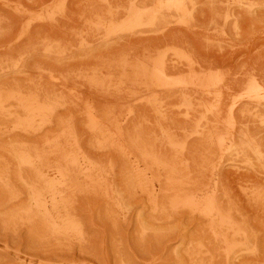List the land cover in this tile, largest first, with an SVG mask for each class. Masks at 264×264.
I'll list each match as a JSON object with an SVG mask.
<instances>
[{
	"label": "rangeland",
	"instance_id": "rangeland-1",
	"mask_svg": "<svg viewBox=\"0 0 264 264\" xmlns=\"http://www.w3.org/2000/svg\"><path fill=\"white\" fill-rule=\"evenodd\" d=\"M251 83L264 0H0V264H263Z\"/></svg>",
	"mask_w": 264,
	"mask_h": 264
},
{
	"label": "bare ground",
	"instance_id": "bare-ground-1",
	"mask_svg": "<svg viewBox=\"0 0 264 264\" xmlns=\"http://www.w3.org/2000/svg\"><path fill=\"white\" fill-rule=\"evenodd\" d=\"M136 1H137V0H136ZM191 2H192V1H191ZM194 3H195V2H194ZM179 6H180V5H179ZM147 9H148V8H147ZM192 9H194V8H192ZM139 10H140V9H139ZM139 10H138V11H139ZM150 10H151V9H150ZM150 10H149V11H150ZM152 10H153V9H152ZM187 10H188V7H187ZM144 11H146V10L144 9ZM153 11H154V10H153ZM192 11H193V10H192ZM135 12H136V11H135ZM135 12H134V13H135ZM141 12H142V11H141ZM150 12H152V11H150ZM189 12H190V11H189ZM129 13H130V12H129ZM142 13H144V12H142ZM146 13H147V12H146ZM153 14H154V13H153ZM191 14H192V13H191ZM191 14H190V16H191ZM134 15H135V14H134ZM136 15H137V14H136ZM142 15H143V14H142ZM145 15H146V14H145ZM149 15H150V14H149ZM140 16H141V15H140ZM140 16H139V17H140ZM134 17H135V16H134ZM141 17H142V16H141ZM155 17H157V16H155ZM132 18H133V17H132ZM182 18H184V17H182ZM140 19H143V17L140 18ZM140 19H139V20H140ZM155 19H156V18H155ZM178 19H181V18L178 17ZM192 19H193V15H192ZM131 20H132V19H131ZM182 20H183V19H182ZM186 20H188V19H186ZM103 21H104V20H103ZM135 21H137V20H135ZM144 21H145V20H144ZM154 21H156V20H154ZM179 21H180V22H179ZM179 21H178V23L181 24V20H179ZM183 21H184V20H183ZM125 22H126V21H125ZM138 22H139V21H138ZM186 22H187V21H186ZM186 22H185V23H186ZM141 23H143V22L141 21ZM141 23H140V24H141ZM144 23H145V22H144ZM133 24H134V22L132 23V25H133ZM140 24H139V25H140ZM184 25H185V24H184ZM188 25H189V24H188ZM129 26H131V25H129ZM133 26H134V25H133ZM141 26H142V25H141ZM131 27H132V26H131ZM135 27H136V26H135ZM127 28H128V27H127ZM132 29H134V27H133ZM116 30H117V29H116ZM109 34H110V33H109ZM52 51H53V50H52ZM57 55H58V54H57ZM185 57H186V56H185ZM185 57H183V59H184ZM188 57H190V56H188ZM188 57H186V58L188 59ZM187 61H188V60H187ZM190 61H191V60H190ZM193 62H194V61H193ZM193 62H192V63H193ZM190 63H191V62H189V66H190V68H191V67L193 68V66H191ZM195 64H196V63L194 62L193 65H195ZM195 67H196V66H195ZM187 68H188V66H187ZM194 69H195V68H193V71H194ZM190 70H191V69H190ZM174 71H175V69H174ZM156 72H157V71H156ZM157 73H158V75L160 76V78L165 79L167 86L171 84V81H172V82L174 81V79L172 80L171 78H170L171 81H169L170 79L167 80V79H168V76L165 74V72H164L163 70H159ZM190 73H191V72H190ZM192 73H193L192 75L194 76V75H195L194 72H192ZM198 74H199V73H198ZM200 74H203V73H200ZM174 76H175V75H174ZM198 76H199V75H198ZM198 76H197V74L195 75V77H198ZM45 77H46V76H45ZM171 77H172V76H171ZM175 77H176V76H175ZM181 77H182V76H181ZM200 77H201V76H200ZM202 77H203V75H202ZM204 77H205V76H204ZM204 77H203V80L205 79ZM177 78H178V77H177ZM216 78L218 79V75L216 76ZM222 78H223V77H222ZM255 78H256V77H255ZM198 79H199V78H198ZM210 79H211V77H210ZM252 79H253V78H251V80H252ZM257 79H258V78H257ZM158 80H159V78H158ZM176 80H178L179 82H177ZM182 80H183V79H182ZM182 80L180 81L179 78H178V79H175V81H176V82H175V83H176V86H177L178 84H180V86L182 87V86L185 85V83L187 84V81H186V75H185V82H183ZM193 80H194V78H193ZM203 80H202V78H201V82H203ZM205 80H206V79H205ZM205 80H204V81H205ZM218 80H219L218 83L222 81V80H220V78H219ZM251 80H250V81H251ZM190 81H192V80H191L190 77H189L188 84H189ZM198 81H199V80H197V82H198ZM224 81H225V78H224ZM60 82L62 83V81H60ZM66 82H67V81H66ZM157 82H158V81H157ZM207 82H208V81L206 80V83H207ZM216 82H217V81H216ZM257 82H258V81H257ZM41 83H42V82H41ZM41 83H40V84H41ZM158 83H159V82H158ZM221 83H222V82H221ZM223 83H225V82H223ZM223 83H222V84H223ZM188 84H187V86H188ZM192 84H193V86L195 85L194 83L191 82V85H192ZM213 84L215 85V83H213ZM248 84H249V83H248ZM161 85H162V84H161ZM201 85H202V84H201ZM217 85L220 87L219 84H217ZM217 85H216V87H217ZM251 85H252V83H251ZM256 85H258V83H257ZM173 86H174V82H173ZM176 86H175V87H176ZM193 86H191V87H193ZM224 86H225V85H223V87H224ZM252 86H253V85H252ZM22 87H23V86H22ZM165 87H166V86H165ZM206 87H207V86H206ZM216 87H215V88H216ZM219 87H217V88H219ZM256 87H257V86H253V87H251L250 89H249V87H248V90H249V91H248V90H245V92H247V91H248V92L253 91L254 93H257V98H256L254 101H255V104L260 105L262 102H264V96H261V95L258 93V92H259V89L257 90V88H258L259 86H258L257 88H256ZM162 88H163V87H162ZM162 88H161V90H162ZM170 88H171V87H169V89H170ZM177 88H178V87H177ZM194 88H196V87L194 86ZM217 88H216V89H217ZM261 88H263V86H261L260 89H261ZM165 89H166V88H165ZM167 89H168V88H167ZM172 89H173V88H172ZM220 89H221V88H220ZM223 89H224V88H223ZM251 89H252V90H251ZM21 90H22V89H21ZM148 90H150V89H148ZM148 90H147V91H148ZM183 90H184V89H183ZM261 90H262V89H261ZM261 90H260V92H261ZM263 90H264V88H263ZM39 91H40V89H39ZM39 91H38V92H39ZM167 91H168V90H167ZM175 91H176V90H175ZM181 91H182V90H181ZM181 91H180V92H181ZM189 91H190V90H189ZM222 91H223V90H222ZM176 92H177V91H176ZM187 92H188V91H187ZM193 92H194V91H193ZM137 93H138V91H137ZM139 93H140V92H139ZM148 93H150V92H148ZM156 93H157V92H156ZM158 93H159V92H158ZM21 94H22V93H21ZM151 94H152V92H151ZM159 94H160V93H159ZM22 95H23V94H22ZM136 95H137V94H136ZM139 95H140V94H139ZM143 95H144V93H143ZM154 95H156V94H154ZM175 95H176V94H175ZM196 95H197V97L199 96L197 93H196ZM213 95L215 96L216 94H213ZM26 96H27V95H26ZM26 96H25V98L27 99ZM159 96H160V95H158V97H159ZM185 96H186V95H185ZM216 96H217V95H216ZM216 96H215V97H216ZM219 96H220V95H219ZM221 96H222V95H221ZM135 97H136V96H135ZM148 97H150V96H148ZM148 97L146 98V99H147V103H148ZM137 98H138V97H137ZM137 98H136V99H137ZM143 98H145V97H143ZM143 98H142V99H143ZM150 98H153V97H150ZM177 98H178V97H177ZM138 99H139V98H138ZM140 99H141V98H140ZM158 99H159V98H158ZM175 99H176V98H175ZM185 99H186V97H185ZM187 99H188V98H187ZM196 99H197V98H196ZM9 100H10V99H9ZM39 100H40V98H39ZM79 100H80V99H79ZM153 100H154V99H153ZM12 101H13V99H12ZM28 101H29V100H28ZM81 101H82V100H81ZM81 101H79V102H81ZM136 101H137V100H136ZM141 101H142V100H141ZM185 101H186V100H185ZM188 101H189V100H187V102H188ZM201 101H203V99H202ZM220 101H221V100H220ZM1 102H2V101H1ZM142 102H143V101H142ZM180 102H181V101H180ZM252 102H253V101H252ZM8 103H10V102H8ZM29 103H30V102H29ZM39 103H41V102H39ZM76 103H78V102H76ZM81 103H82V102H81ZM147 103H146V104H147ZM192 103H193V100H192ZM192 103H191V104H192ZM142 104H143V103H142ZM150 104H152V103H150ZM202 104H203V103H202ZM4 105H5V103H4ZM34 105H35V104H34ZM74 105H75V104H74ZM147 105H148V104H147ZM156 105H157V104H156ZM205 105H206V104H205ZM235 105H236V104H235V102H234V103L232 104V106H231V109L229 110V114H230V115H233V113H234V109H235V107H236ZM209 106H210V105H209ZM211 106H212V105H211ZM246 106H247V105H246ZM4 107H5V106H4ZM22 107H23V106H22ZM40 107H42V106H40ZM205 107H206V106H205ZM190 108H191V107H190ZM192 108H195L194 105H193ZM28 109H29V108H28ZM218 109H219V108H217V109L215 110V108H214L215 113H216V111H217ZM257 109H258V108H257ZM23 110H24V108H23ZM39 110H40V109H39ZM187 110H188V113H189V108H187ZM190 110H191V109H190ZM193 110H194V109H193ZM214 110H213V111H214ZM10 111H11V110H10ZM20 111H21V110H20ZM35 111H36V110H35ZM37 111H38V110H37ZM88 111H89V110H88ZM88 111H87V112H88ZM129 112H130V111H129ZM131 112H132V111H131ZM208 112H210V111H208ZM220 112H222V111H220ZM250 112H251V110H250ZM85 113H86V111H85ZM222 113H223V112H222ZM251 113H253V112H251ZM46 114H47V113H46ZM49 114H50V113H49ZM49 114H48V115H49ZM87 114H88V113H87ZM98 114H99V113H98ZM129 114H131V113H129ZM213 114H214V112H213ZM213 114H212V116H213ZM217 114H219V113L217 112ZM220 114H221V113H220ZM223 114H224V113H223ZM50 115H51V114H50ZM190 115H191V114H190ZM130 116H131V115H130ZM217 116H218V115H217ZM217 116H216V117H217ZM0 117H1V116H0ZM50 117H51V116H50ZM53 117H54V115H53ZM53 117L50 119V121L53 119ZM82 117H83V115H82ZM84 117H86L85 114H84ZM135 117H136V116H135ZM216 117H215V118H216ZM219 117H220V115H219ZM232 117H233V116H232ZM14 118H15V117H14ZM127 118L129 119V117H127ZM127 118H126V122H127ZM192 118H193V116H192ZM220 118H221V117H220ZM61 119H62V118H61ZM263 119H264V118H263ZM263 119H262V121H263ZM94 120L97 121V118L94 119ZM196 120H197V118H196ZM207 120H208V119H207ZM223 120H224V119H223ZM2 121H3V120H2ZM72 121H73V120H72ZM98 121H99V120H98ZM143 121H144V120H143ZM145 121H146V119H145ZM227 121H228V120H227ZM108 122H110V121H108ZM206 122H207V121H206ZM218 122H219V121H218V119H217V123H216V124H218ZM98 123H99V122H98ZM113 123H114V122H112V125H114ZM140 123H141V122H140ZM145 123H146V122H145ZM210 123H211V122L209 121V124H210ZM229 123H230V122H229ZM229 123H228V124H229ZM48 124H49V122H48ZM207 124H208V122H207ZM209 124H208V126H209ZM213 124H214V122H213ZM216 124H215V125H216ZM135 125H136V124H135ZM219 125H220V124H218V127H219ZM230 125H231V124H230ZM230 125H229V126H230ZM238 125H240V124H238ZM100 126H101V125H100ZM116 126H117V125H116ZM145 126H146V124H145ZM208 126H207V128H208ZM235 126H236V125H235ZM241 126L243 127L242 123H241ZM6 127H7V125H6ZM103 127H105V125H104ZM139 127H140V125H139ZM135 128H136V126H135ZM140 128H141V127H140ZM228 128H229V127H228ZM233 128H234V127H233ZM109 129H111V128H108V130H109ZM136 129H138V127H137ZM143 129H144V128H143ZM165 130H166V129H165ZM198 130H199V129H198ZM204 130H206V129L204 128ZM118 131H120V130H118ZM140 131H141V130H140ZM108 132H109V131H108ZM128 132H129V130H128ZM203 132H204V131H203ZM205 132H206V131H205ZM205 132H204V133H205ZM110 133H112V132H110ZM121 133H122V132H121ZM123 133H124V131H123ZM137 133H138V132H137ZM225 133H226V132H225ZM235 133H236V132H235ZM116 134H117V133H116ZM119 134H120V132H119ZM129 134H130V133H129ZM140 134H141V133H139V135H140ZM167 135H168V134H167ZM119 137H120V136H119ZM119 137H118V138H119ZM215 137H216V136H215ZM120 138H121V137H120ZM121 139H123V138H121ZM157 139H158V138H157ZM219 139H220V138H219ZM217 140H218V138H217ZM220 140H221V139H220ZM141 141H142V140H141ZM145 141H146V140H145ZM243 141H244V140H243ZM150 142H151V139H150ZM157 142H158V141H157ZM127 143H128V142H127ZM146 143H147V142H146ZM218 143H219V142H218ZM218 143H217V145H218ZM251 143H252V142H251ZM123 144H125V143L123 142ZM144 144H145V143H144ZM221 145H222V143L220 144V146H221ZM114 146H115V145H114ZM116 146H118V145H116ZM124 146H125V145H124ZM73 147H74V146H73ZM112 147H113V146H112ZM119 147H120V145H119ZM149 147H150V145H149ZM237 147H238V144H237ZM244 147H245V144H244ZM115 148H116V147H113V149H115ZM116 149H117V148H116ZM219 149H220V148H219ZM117 150H118V149H117ZM141 150H142V148H141ZM174 150H175V149H174ZM121 151H122V150H121V148H120V152H121ZM220 151H221V150H220ZM229 151H230V150H229ZM229 151H228V152H229ZM258 151H259V150H257V152H258ZM243 152H244V151H243ZM181 155H182V153H181ZM260 155H261V154H260ZM208 156H209V154H208ZM262 156H263V155H262ZM262 156H261V158H262ZM183 157H184V156H183ZM180 159H181V157H180ZM183 160H184V159H183ZM209 160H210V159H209ZM68 164H69V163H68ZM70 164H71V163H70ZM247 164L249 165V163H247ZM73 165H74V164H73ZM166 165H167V164H166ZM188 165H189V164H188ZM28 166H29V164H28ZM67 166H68V165H67ZM183 166H184V164H183ZM68 167H69V166H68ZM151 173H152V172H151ZM60 174H61V173H60ZM29 177H30V176H29ZM86 177H87V176H86ZM87 178H88V177H87ZM87 178H86V179H87ZM63 179H65V178H63ZM168 179H169V178H168ZM30 180H31V179H30ZM167 182H168V180H167ZM182 182H183V180H182ZM168 183H170V182H168ZM190 183H191V182H190ZM170 185H171V184H170ZM196 185H197V183H196ZM171 186H172V185H171ZM215 186H216V185H215ZM168 187H169V186H168ZM200 189H201V188H200ZM255 189H258V188L256 187ZM248 190H249V189H248ZM172 191H173V189H172ZM245 191H246V190H245ZM200 192H201V191H200ZM246 192H247V191H246ZM248 192H249V191H248ZM171 193H172V192H171ZM218 193H219V192H218ZM256 193H257V191L255 192V194H256ZM167 194H168V193H167ZM247 194H248V193H247ZM255 194H254V196H255ZM179 197H180V195H179ZM175 198H176V197H175ZM177 198H178V197H177ZM250 198H251V197H250ZM178 199H179V198H178ZM208 199H209V198H208ZM251 199H252V198H251ZM251 199H250V200H251ZM172 200H173V198H172ZM179 200H180V199H179ZM260 200H261V199H260ZM173 201H177V200H173ZM172 203H174V202H172ZM177 203H178V202H177ZM256 203H257V202H256ZM260 203H261V202H260ZM181 204H183V202H181ZM257 204H258V203H257ZM173 205L175 206V204H173ZM178 205H180V203H179ZM185 205H186V209H188V208H187V204H185ZM190 207H191V206H190ZM196 207H197V205H196ZM256 207H257V205H256ZM257 208H258V207H257ZM178 209H179V207H178ZM182 209H183V208H182ZM182 209H181V210H182ZM260 209H261V208H260ZM205 210H206V209H205ZM187 212H188V210H187ZM263 213H264V212H263ZM263 213H262V214H263ZM27 214H28V212H27ZM204 214H205V213H204ZM204 214H203V217H204ZM220 214H221V213H220ZM263 215H264V214H263ZM205 216H206V215H205ZM201 217H202V216H201ZM263 217H264V216H263ZM230 221H231V219H230ZM211 223H212V222H211ZM219 224H220V223H218V225H219ZM241 224H242V223H241ZM241 224H240V226H241V228H242L243 225H241ZM219 226H220V225H219ZM219 226H218V227H219ZM238 226H239V225H238ZM210 227H211V226H210ZM246 227H247V226H246ZM219 228H220V227H219ZM232 228H235V227L232 226ZM236 228H237V227H236ZM236 228H235V229H236ZM238 228H240V227H238ZM34 230H36V229L34 228ZM210 230H211V229H210ZM212 230H213V228H212ZM244 230H245V228H244ZM38 232H39V230H38ZM213 232H214V231H212V233H213ZM39 233H40V232H39ZM242 233H243V232H242ZM34 234H35V231H34ZM213 234H214V233H213ZM243 234H244V233H243ZM35 235H36V234H35ZM41 236H42V234H41ZM212 236H213V235H212ZM244 236H245V235H244ZM244 236H243L242 238H244ZM38 237H39V236H38ZM219 237H221V236H219ZM217 238H218V236H217ZM236 238H237V237H236ZM236 238H235V239H236ZM246 238H248V237H246ZM221 239H222V237H221ZM218 240H219V239H218ZM241 240H242V239H241ZM248 242H249V240H248ZM217 243H218V242H217ZM223 243H225V242H223ZM225 246H226V244H225ZM236 246H237V245H236ZM227 247H228V246H227ZM225 249L227 250V248H225ZM241 249H242V248H241ZM247 249H248V248H247ZM220 250H221V249H220ZM263 264H264V263H263Z\"/></svg>",
	"mask_w": 264,
	"mask_h": 264
}]
</instances>
